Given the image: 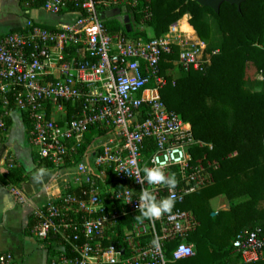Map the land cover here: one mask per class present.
<instances>
[{
	"label": "built area",
	"instance_id": "obj_1",
	"mask_svg": "<svg viewBox=\"0 0 264 264\" xmlns=\"http://www.w3.org/2000/svg\"><path fill=\"white\" fill-rule=\"evenodd\" d=\"M43 8L68 19L56 28L28 20L25 30L0 35V134L7 130L11 110L28 115L38 158L65 177L33 213L36 237L53 241L54 264H170L194 256L189 236L198 221L179 206L214 181L219 163L207 153L196 156L198 149L213 146L198 140L192 125L163 102L161 62L176 46L175 66L200 69L210 64L207 44L177 22L159 37L149 34L150 0H45ZM134 14L139 23H133ZM113 18L123 21L128 32L146 31L149 38L107 30L104 21ZM256 78L264 81L262 71ZM52 105L76 111L58 120L51 115ZM91 129L114 136L75 161ZM151 143L154 149L147 156ZM160 164L177 178L171 193L175 205L171 213L149 220L140 217L137 207L141 189L158 199L170 192L135 178L144 175L143 168ZM233 246L243 264L260 261L263 228L240 232ZM0 264L18 261L13 252L2 251Z\"/></svg>",
	"mask_w": 264,
	"mask_h": 264
},
{
	"label": "trees",
	"instance_id": "obj_2",
	"mask_svg": "<svg viewBox=\"0 0 264 264\" xmlns=\"http://www.w3.org/2000/svg\"><path fill=\"white\" fill-rule=\"evenodd\" d=\"M238 1L239 4L224 1L216 12L196 0H150L153 17L147 26L154 37L166 33L172 24L188 15L190 25L212 54L210 64L200 69L191 67L181 75L170 71L176 68L178 47L174 46L173 53L164 55L161 62V74L166 79L160 89L163 102L191 123L198 140L213 146L212 150L198 149L196 156L207 153L209 159L219 163L213 172L214 181L179 206L191 210L198 221L189 236L195 255L170 264H243L233 240L242 231L257 227L264 231V81L256 78L259 72L264 74V0ZM125 13L132 14L129 10ZM134 18L133 23L140 22L138 14ZM104 22L111 32L123 29L132 39L149 38L146 31L128 32L120 19ZM179 26L187 28L185 18ZM24 115L31 127L29 116ZM106 133L99 129L88 131L75 161H80ZM153 149L151 143L146 155ZM39 165L53 168L45 160L39 159ZM26 181L17 168H0L3 185ZM221 194L243 200L211 216L210 201ZM46 249L49 260L58 253L52 240L46 243ZM254 264H264V254Z\"/></svg>",
	"mask_w": 264,
	"mask_h": 264
},
{
	"label": "crops",
	"instance_id": "obj_3",
	"mask_svg": "<svg viewBox=\"0 0 264 264\" xmlns=\"http://www.w3.org/2000/svg\"><path fill=\"white\" fill-rule=\"evenodd\" d=\"M43 4L42 0H0V35H6L15 29L25 30L28 20H34L47 28L60 26L59 22L51 23L47 19L43 13L47 12ZM50 14L61 17V21L66 22L68 19L65 14ZM183 18L189 19V16ZM191 28L194 30L192 26ZM170 71L175 72L176 69ZM50 112L54 118L61 120L71 117L74 111L70 107L61 111L58 106L52 105ZM7 123V130L0 134V168H17L27 181L20 185L10 183L9 186L0 182V252H13L18 264H30L37 255H42L47 261V242L37 238L33 231V213L47 202L52 193L57 192L56 189L61 188L65 177L63 172L55 168L45 169L39 165V158L31 143V127L22 112L11 110ZM40 169L45 171L41 173ZM211 201L214 206L215 199ZM218 212L219 210L213 211L215 215Z\"/></svg>",
	"mask_w": 264,
	"mask_h": 264
},
{
	"label": "clouds",
	"instance_id": "obj_4",
	"mask_svg": "<svg viewBox=\"0 0 264 264\" xmlns=\"http://www.w3.org/2000/svg\"><path fill=\"white\" fill-rule=\"evenodd\" d=\"M165 165L160 164L151 168H143V176L137 175L136 180L141 185L145 183L151 185H163L169 189L170 195L165 198L158 199L156 194L149 191L146 188H142L138 198V210L140 217L145 219H159L161 216L167 213H171L175 205V197L172 195V190L177 186V178L174 174H167L164 171ZM45 170L40 169L43 173ZM131 199L129 198L128 202ZM138 217V218H140Z\"/></svg>",
	"mask_w": 264,
	"mask_h": 264
},
{
	"label": "rangeland",
	"instance_id": "obj_5",
	"mask_svg": "<svg viewBox=\"0 0 264 264\" xmlns=\"http://www.w3.org/2000/svg\"><path fill=\"white\" fill-rule=\"evenodd\" d=\"M43 13L45 14V16H47V19L51 23H58V22H59V24L65 23V21H61L60 20L61 17H58L56 15H51L50 13L45 12V11ZM146 28H148L147 32L152 35L151 30L149 29V27L146 26ZM175 69H176V71L174 72L175 75H181V74H184L186 72V70L184 68L180 67V66L179 67L176 66ZM113 136H114V133L113 132H109L106 135H104L101 138H99L94 145L96 146L99 143H103V142H105L106 140H108L109 138H111ZM214 199H215V205L214 206H213V202L212 201L210 202V205L212 203L211 208H212V206L215 208V209L212 208L213 211L214 210L215 211L228 210L231 206L236 205V204L240 203L243 200V198L230 199L225 194L218 195ZM211 216H213V213L211 214ZM30 264H54V261H53V259L52 260L48 259L47 261H45L44 258L42 257V255H37L35 260L32 263H30Z\"/></svg>",
	"mask_w": 264,
	"mask_h": 264
},
{
	"label": "water",
	"instance_id": "obj_6",
	"mask_svg": "<svg viewBox=\"0 0 264 264\" xmlns=\"http://www.w3.org/2000/svg\"><path fill=\"white\" fill-rule=\"evenodd\" d=\"M199 4L203 5V6H209L211 7L213 10H215L216 12H219V8L222 2L224 1H228L232 4H239L238 0H196ZM213 215H215V213H213Z\"/></svg>",
	"mask_w": 264,
	"mask_h": 264
},
{
	"label": "bare ground",
	"instance_id": "obj_7",
	"mask_svg": "<svg viewBox=\"0 0 264 264\" xmlns=\"http://www.w3.org/2000/svg\"><path fill=\"white\" fill-rule=\"evenodd\" d=\"M186 25H187V28L184 29L183 27H180L184 32H189V33H192L194 32L193 29L191 28L190 25H188V23L186 22Z\"/></svg>",
	"mask_w": 264,
	"mask_h": 264
}]
</instances>
